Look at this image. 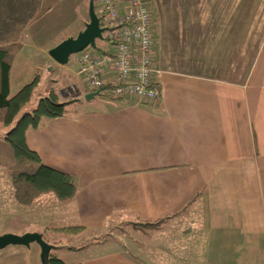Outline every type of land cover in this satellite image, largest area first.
<instances>
[{"label": "crops", "instance_id": "obj_1", "mask_svg": "<svg viewBox=\"0 0 264 264\" xmlns=\"http://www.w3.org/2000/svg\"><path fill=\"white\" fill-rule=\"evenodd\" d=\"M259 1L229 4L256 16ZM159 81L154 103L107 97L104 106L58 93L72 102L65 115L44 118L26 138L44 163L74 177L77 192L52 209L13 208L10 216H25L30 228L0 234L41 232L51 252L80 254L60 257L69 264H264V38L245 79L164 69ZM9 146L0 139L2 167L15 159ZM45 197L54 196L38 201ZM73 225L85 229L55 230ZM0 264H42L41 247L9 245Z\"/></svg>", "mask_w": 264, "mask_h": 264}, {"label": "rangeland", "instance_id": "obj_2", "mask_svg": "<svg viewBox=\"0 0 264 264\" xmlns=\"http://www.w3.org/2000/svg\"><path fill=\"white\" fill-rule=\"evenodd\" d=\"M151 2L154 10L152 31L156 68L227 80H242L248 76L264 38V0L259 1L261 5L255 9L258 12L255 13L256 16L247 14L248 8L245 4L243 7H237L235 11L232 2L229 4L230 0L225 1V5H219L218 0H215L211 6L206 0H151ZM89 4L90 0H57L49 7L44 5L39 16L25 29L21 39L23 46L15 62L12 91L17 92L36 77L38 84L31 101L21 113L33 110L40 97L38 93L42 95L52 84H55L53 88L59 94L67 96L66 99L77 96V100L73 102L82 100L87 103L85 93L87 87L82 76L76 73L81 52L72 54L69 62L61 65L50 56L49 46L52 44L56 46L67 37H75L85 28V23L89 21ZM95 6L99 15L100 0H95ZM104 44V39H97L98 46ZM75 63V70L71 72L73 67L69 69L70 65ZM51 64L57 70L54 80L51 79L52 75H49ZM68 72L74 74L73 79H68ZM59 79H62L61 84H58ZM80 88L83 91H79ZM90 103L105 106L111 102L102 93L96 95ZM8 129L9 127L0 128V139H4ZM14 163L15 159L7 167L0 166V231L11 229L12 226L19 229L30 228L26 225L25 216L17 213L10 216L9 213L13 208L26 206L15 198V189L8 172ZM44 193L54 197H45L44 201H38ZM44 193L34 200L36 206L41 203L52 209L63 201L54 192ZM119 227L122 229L118 228L117 232H121L120 230L127 226L122 224ZM65 237L73 243L76 242V239L70 236ZM52 253L64 257L67 261H74V257L80 255L56 249Z\"/></svg>", "mask_w": 264, "mask_h": 264}, {"label": "trees", "instance_id": "obj_3", "mask_svg": "<svg viewBox=\"0 0 264 264\" xmlns=\"http://www.w3.org/2000/svg\"><path fill=\"white\" fill-rule=\"evenodd\" d=\"M41 7L42 0H0V128L9 127L4 140L14 151L15 163L8 172L15 189V198L24 205L33 203L44 192H54L63 201L73 198L77 192L74 177L44 163L26 138L28 129L38 128L44 118L65 115L69 102L62 100L51 86L47 94L38 99L33 110L21 113L33 97L38 77L15 93L11 90V70L23 46V33L27 25L39 16ZM96 47L102 49L101 46ZM84 229L83 226L73 225L55 230L72 235ZM46 264L69 263L51 252Z\"/></svg>", "mask_w": 264, "mask_h": 264}, {"label": "built area", "instance_id": "obj_4", "mask_svg": "<svg viewBox=\"0 0 264 264\" xmlns=\"http://www.w3.org/2000/svg\"><path fill=\"white\" fill-rule=\"evenodd\" d=\"M99 17L105 27L102 49L88 46L80 53L78 74L88 92L113 100L134 98L159 102V77L153 57L151 0H100ZM74 90V89H72Z\"/></svg>", "mask_w": 264, "mask_h": 264}, {"label": "water", "instance_id": "obj_5", "mask_svg": "<svg viewBox=\"0 0 264 264\" xmlns=\"http://www.w3.org/2000/svg\"><path fill=\"white\" fill-rule=\"evenodd\" d=\"M105 27L101 25V19L96 11L95 0H90L89 4V21L85 23V28L81 30L77 36H70L58 43L49 50L50 56L59 64L65 65L69 62L72 54L83 51L88 46L95 47L97 39L103 38ZM99 92H91L86 95V99L90 100L98 95ZM38 243L41 247V261L46 264L47 257L51 254L53 245L50 244L41 232H26L17 234L6 232L0 234V250L9 245L30 246L31 243Z\"/></svg>", "mask_w": 264, "mask_h": 264}]
</instances>
